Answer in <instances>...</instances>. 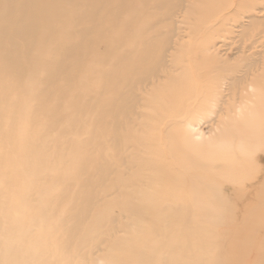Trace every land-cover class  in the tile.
<instances>
[{
	"label": "bare ground",
	"instance_id": "6f19581e",
	"mask_svg": "<svg viewBox=\"0 0 264 264\" xmlns=\"http://www.w3.org/2000/svg\"><path fill=\"white\" fill-rule=\"evenodd\" d=\"M56 1L0 0V251L5 250L0 264L87 263L92 260L87 252L92 245L111 242L113 247L111 232L118 227L119 215L137 216L143 229V222L148 227L150 219L162 223L155 219L171 210L186 216L215 209L199 195L196 205L189 204L182 191H171L165 171L142 166L139 161L150 145L144 146L138 137L135 141L134 135L144 137L139 124L147 105L156 98L154 93L163 89L165 94L171 77L184 67L173 60L176 45L171 47L167 41L159 49L154 46L155 19L160 15L173 23L181 11L192 13L195 1L204 4L197 0H58L67 1V6L38 9ZM236 3L241 0H229L227 7ZM241 5L246 8L247 2ZM6 17L10 23H4ZM44 19L50 21L41 51L50 54L46 58L42 53L35 68L47 74L27 77L24 60L36 50ZM171 24L169 31L174 30ZM100 46H105L103 51ZM200 55L206 68L217 63L209 52ZM220 80L217 94L212 92L214 99L223 94ZM38 81L44 83L39 97L43 100L30 116V109L11 101L12 93L21 97L24 88L33 92L32 85ZM251 85L255 93L256 86ZM68 98L72 101H64ZM22 111L28 115L25 119L17 116ZM20 119L32 126L13 141ZM182 133L193 147L201 145V131L193 123ZM145 172L152 174L151 182H143ZM175 195L179 206L169 199ZM183 222H176L182 223V234L171 236L180 245L170 251L154 250L160 244L167 246L162 243L167 235L155 224L156 228H148L150 233L132 240L124 237L118 242L121 264H130V259L132 264H168L161 262L164 254L185 264L189 257L183 249L191 247L188 241L194 239ZM94 229L98 233L92 239ZM201 256L208 264L203 251ZM195 259L198 262L199 255Z\"/></svg>",
	"mask_w": 264,
	"mask_h": 264
},
{
	"label": "rangeland",
	"instance_id": "374dc122",
	"mask_svg": "<svg viewBox=\"0 0 264 264\" xmlns=\"http://www.w3.org/2000/svg\"><path fill=\"white\" fill-rule=\"evenodd\" d=\"M197 1L204 6L197 5L195 1L189 10L192 13L181 11L173 17V23L159 15L155 19L156 25H150L156 27L157 36L152 40L154 46L159 49L167 41L168 45H173L171 47L176 45L177 50L173 52L177 53V57L173 60L184 67L171 77L165 94L163 89L154 93L156 98H152L147 105V114L139 124L144 137L134 135L135 141L138 137L144 146L150 145V151L147 155L143 154L139 161L142 166L151 165L157 167L152 169L165 171V177L171 182V191H182L187 199L190 198L189 204L196 205L199 195L207 197L208 204H214L215 209L186 216L171 210L169 214L163 213L155 219L162 223H153L150 219L148 227L143 222V229L142 220L137 216L119 215L118 227L111 232L113 247L111 242L102 246L92 245L87 251L92 260L81 264H121L122 253L118 242L121 243L124 237L132 240L136 235L150 233L148 228H156L154 224L160 227L162 234L167 235L162 242L167 246L160 244L158 248L153 247L154 250L170 251L171 246L180 245L171 238L182 234L180 228L183 225L176 222L183 220L186 233L194 239L188 241L191 247L183 249L189 257L185 258V264L201 263L202 251L208 264H264V0H241V4L247 2L246 8L236 3L231 9L227 7L229 0ZM65 5L67 1L57 0L38 9L48 11L55 7L64 8ZM204 9L202 13L200 10ZM192 15L193 19L187 18ZM4 20V23L11 22V18ZM48 21L44 19L39 27L42 37L36 39V50L30 59L26 57L24 60L28 67L27 77L40 78L47 74L35 67L41 54L45 53L41 51V45L45 44V37L48 36ZM170 24L174 29L172 31H169ZM104 47L100 46L101 50ZM206 52L217 59V63L209 68L201 63L200 54ZM49 54L45 53L46 58ZM83 74L88 75V71L84 69ZM218 79L222 80L219 83H223V94L214 99L212 92L216 90ZM36 83H32L33 92L24 88L23 96L17 97L12 93L11 98V101L21 102L23 107L30 109V116L33 108L43 100L39 97L44 83ZM251 84L256 86L255 93L249 87ZM86 85L93 86L90 82ZM160 85L157 84V88ZM66 100L72 101L70 98ZM23 112L17 115L18 118L28 117ZM19 121L13 141H18L21 134L26 135L28 127L32 126L25 120ZM190 123L200 129L201 145L193 147L186 142L182 131ZM146 160L148 163L144 164ZM145 167L150 170L149 166ZM151 175L146 173L143 182H151ZM169 199L173 204L181 205L177 195ZM173 215H179L176 224L171 223ZM172 225L175 228L169 231ZM93 233L92 239L96 238L98 229H94ZM99 248L103 252L98 251ZM4 252L0 251L1 254ZM195 254L199 255L198 262H195ZM161 262L177 264L174 257L166 254L161 257Z\"/></svg>",
	"mask_w": 264,
	"mask_h": 264
}]
</instances>
